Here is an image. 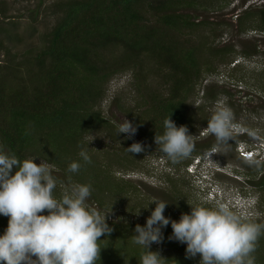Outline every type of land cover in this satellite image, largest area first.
<instances>
[{
    "label": "trees",
    "instance_id": "obj_1",
    "mask_svg": "<svg viewBox=\"0 0 264 264\" xmlns=\"http://www.w3.org/2000/svg\"><path fill=\"white\" fill-rule=\"evenodd\" d=\"M216 2L222 0H61L55 4V13L62 14L52 30L44 35L39 52L33 57L34 69L24 71L22 62L0 64V150L15 154L20 161L37 157L34 163L41 160L52 166L51 174L57 180L53 195L57 199L63 195V188L67 189L70 184L91 185L86 205L102 214L110 212L106 222L113 229L107 237L99 238L100 260L96 264H140L143 251L132 243L136 224L131 222V214L122 209L129 197H135L136 188L116 176L122 163L132 164L139 154H129L124 148L122 156L107 154L100 157L97 153H103L102 150L89 143L90 137L100 134H107L115 142L124 138L122 133L117 136V126L98 109L107 96L112 79L133 71L135 88L140 92L137 83L140 64L136 61L147 56L157 63L163 83L170 86L167 98L150 97L153 116L147 125L141 121V115L129 109L124 111L126 117L134 119L136 133L141 139L154 143V136L163 133V120L169 115L177 126H187L190 133L189 117H186L188 95L204 73L214 72V63H209L206 56L219 62H225L230 55L241 56L246 63L264 55L259 44H264V38L255 36L250 43L253 48L250 45L236 54L231 44L220 48L210 42V39L216 42L221 36L217 30L197 43L184 38L210 24L193 21L185 11H210L216 8ZM219 8L223 9L222 6ZM225 26L232 25L223 21L217 24V28ZM237 26L242 33L264 34V7L244 12L239 16ZM186 31L192 33L186 35ZM3 41L0 39V47ZM109 48L114 52L107 56L104 52ZM115 52L120 55L111 58ZM236 61L237 58L233 62V71L243 64ZM116 101L119 98L114 100L115 105ZM248 134L249 131L243 137ZM87 145L91 162L85 164L78 153ZM143 146L150 152L146 144ZM202 154L193 149L189 157ZM73 161L81 163L76 173L67 171ZM185 161L187 168L191 161L189 158ZM167 163L174 165L169 159ZM256 170L253 168V172ZM246 174L250 179L249 186L264 194V178L260 181L255 174L248 171ZM139 206H144L143 200ZM181 210L184 213V209ZM7 222L8 217L0 216V233ZM170 230L169 227L162 229V247L158 249L153 243L150 250L159 251L166 259L165 264H198L199 254L186 259V245L168 239ZM263 238L261 236L256 244ZM259 251L261 247L256 246L255 252ZM254 253L255 264H264L263 257Z\"/></svg>",
    "mask_w": 264,
    "mask_h": 264
},
{
    "label": "rangeland",
    "instance_id": "obj_2",
    "mask_svg": "<svg viewBox=\"0 0 264 264\" xmlns=\"http://www.w3.org/2000/svg\"><path fill=\"white\" fill-rule=\"evenodd\" d=\"M60 1L0 0V39L4 40L0 47L1 65L22 62L24 71L34 69L33 57L39 52L38 48L43 43L44 35L52 30L62 14L61 12L55 13V4ZM215 6L216 8L210 9V11L200 9L185 11V14L191 17L190 19L193 17V21L210 23L202 26L201 30L194 32L193 35L185 36V39L197 43L209 38L211 33L217 30L221 36L216 42H213L212 39L210 42L220 48L231 44L236 54L237 51L246 50L255 37L264 38V34L257 36L251 32L242 33L237 26L239 16L249 10L261 9L262 6L264 7V0H222V2H216ZM219 6H222L223 9L221 10ZM222 21L232 26H225L223 29L217 28V24ZM185 33L187 35L192 32L186 31ZM259 44L264 52V44L262 42ZM253 47L254 45H251V48ZM29 49L31 51H28ZM111 51L114 52L112 48H109L104 54L109 56ZM119 55L120 52H115L111 58H117ZM236 58L243 59L241 56ZM236 58L234 55H230L225 62H219L212 56H206L205 59L209 63H214V72L202 75L200 82L190 91L186 102L188 112L186 117H189L187 118L189 119L187 120L189 121L188 127L193 135V149L204 155L212 147L210 160L218 168L214 176L216 184L213 186L217 187L216 191H221L220 197L216 194L210 195V189L206 187V180L197 179V175L190 174L188 168L185 167L186 159L189 158L191 161L189 164H191L195 162L193 160H197L195 158L198 156L183 158L177 163L170 161L174 165L167 168L168 158L160 153V146L151 141L144 142L137 133L130 138L131 140H125L129 138H126L127 134L122 133L124 138L117 142L107 134L90 137L89 140L93 139L90 143L94 148L102 150L103 153H97L100 157L107 154L122 156L121 152L124 151L125 146L132 143V140L140 142L142 145L146 144V148L150 150V152L145 150V152L139 153V156L136 155L132 164L122 163L121 167L123 168L124 165V168H120L116 174L118 178L133 184L132 188L135 187L137 191L134 194L135 197H129L126 207L122 208L124 212L131 214L132 223L137 225L144 222L155 207L154 203H149L152 200H160L169 203L166 205L164 215L171 217L172 220L179 219L183 213L181 209H184V213H188L191 206L214 208L217 203H226L225 205L231 211L245 221L264 224V194L250 185L253 188L251 191V187L248 184L245 185L246 171L255 174L260 181L264 178V164L254 166L244 163L247 161L239 153L242 149H258L261 142L264 144V55L255 58L254 62L243 63L237 71H233V62ZM136 62L140 64L138 66L139 81L137 82L140 85V92L135 88L136 83L132 71L113 78L112 82L108 84L109 91L105 100L103 103H99L98 109L102 111L103 116L110 119L117 127L124 121V118L134 124V119L126 117L124 113L127 109L141 115V121L147 125L148 120L153 116V104L150 102V97L160 95L158 99L167 98L169 93L167 90L170 86L163 83V75L160 73L157 63L151 62L147 56ZM118 98L120 102L116 101L117 105H115L113 102ZM221 107L231 110L233 123L237 127L233 138L228 142H218L216 137L208 133L206 129L207 121L211 115ZM247 131L250 134L248 137H243L242 134ZM39 162L36 161L37 164ZM50 168L52 169V166ZM116 168L118 169V167ZM253 168H257L256 172H253ZM191 171L194 172V170ZM252 180L253 178H251ZM63 190L65 191V188ZM141 200L144 202L143 207H147L149 204L147 209L139 206ZM256 202L257 206L252 209V205ZM90 208L92 209L91 206ZM246 208H249L253 214L252 217H249L247 212L243 213ZM139 209L140 212L137 215ZM166 227L171 228V225ZM169 232L171 233L172 229ZM261 236L264 237V232L257 241ZM180 245L185 246L181 243ZM154 246L158 249L162 247L161 244L156 243ZM256 246L261 247V251L255 252L254 255L260 254L264 260V238Z\"/></svg>",
    "mask_w": 264,
    "mask_h": 264
},
{
    "label": "clouds",
    "instance_id": "obj_3",
    "mask_svg": "<svg viewBox=\"0 0 264 264\" xmlns=\"http://www.w3.org/2000/svg\"><path fill=\"white\" fill-rule=\"evenodd\" d=\"M239 62L242 64L243 59L235 63ZM163 129L161 135L154 136L160 151L172 163L189 157L194 144L187 126H177L169 115L163 120ZM206 129L218 142L231 140L237 131L231 110L218 108L207 121ZM136 131L137 127L125 118L116 128L117 136L124 133L129 139ZM88 145L78 153L85 164L91 162ZM259 145L258 149L239 151L248 164H264V144ZM125 150L139 154L145 147L133 142ZM212 151L195 158L187 168L197 179L206 180L210 195L220 197L221 191L213 186L218 168L210 160ZM36 158L20 161L15 154L0 150V216L8 217L7 226L0 233V264H96L100 260L99 238L113 231L106 222L110 212L102 214L86 205L90 184H70L59 199L55 198L53 190L57 180L49 164L41 160L34 163ZM80 167V162L73 161L67 171L76 173ZM249 180L246 177V186ZM153 203L155 207L144 225L137 224L131 237L132 243L143 249L140 264H165L166 259L159 251L150 250V246L164 240L162 229L169 224L172 232L168 239L186 245V259L199 254V264H255L252 254L258 237L264 232V224L245 221L226 203H217L214 208L191 206L190 212L181 213L178 220L164 215L169 203L152 200L149 204ZM256 206L257 202L251 208ZM139 212L140 209L137 215ZM246 212L249 217L253 216L249 208L243 210Z\"/></svg>",
    "mask_w": 264,
    "mask_h": 264
}]
</instances>
